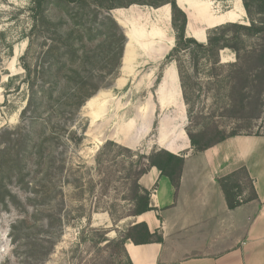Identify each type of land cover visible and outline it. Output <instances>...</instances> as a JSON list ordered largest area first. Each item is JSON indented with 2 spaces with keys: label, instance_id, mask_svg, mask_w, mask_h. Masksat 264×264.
<instances>
[{
  "label": "rangeland",
  "instance_id": "obj_1",
  "mask_svg": "<svg viewBox=\"0 0 264 264\" xmlns=\"http://www.w3.org/2000/svg\"><path fill=\"white\" fill-rule=\"evenodd\" d=\"M237 5L240 10L232 13ZM34 6L33 0H0V135L5 130L14 133L11 153L13 158L19 154L15 168H21L20 177L11 171V179L6 180L18 205H0V264H116L108 242L135 222L129 191L131 159L124 148H131L135 155L150 154L158 121L165 116H173L180 128L188 124V119H182L187 107L176 65L165 60L175 44L171 6H139L135 13H127L128 21L156 23L161 40L154 50L158 45L166 49L158 60L135 50L129 74L123 73L124 63L123 69L121 61L118 66L116 50L103 43L102 35L89 29L79 32L65 5L49 0L38 12ZM188 8L189 34L195 38L197 33H206L204 42L208 31L217 26L250 24L243 0H193ZM123 30L131 35L130 27ZM71 32L72 37L67 35ZM263 39L264 35L244 38L248 45ZM71 41L78 50L76 65L66 55ZM49 47L54 52L45 61ZM182 57L191 81L196 82L197 75L204 83L199 98H194L201 122L216 121L229 130L236 121L223 110L224 100L215 98L216 87L208 84V64L201 61L195 75L188 53ZM221 59L233 62L235 55L227 49ZM81 61L85 65L80 71L93 76L89 88H98L83 106H79L81 97L69 100L63 92V80L73 76L72 70ZM47 88L52 89V97L45 98ZM93 97L96 100L90 108L87 104ZM248 132L264 134V111ZM6 137L0 136V146ZM21 220L27 221L25 228L32 237L45 240V252L48 241H55L43 263L41 250L38 257H32L29 243L12 242L13 225Z\"/></svg>",
  "mask_w": 264,
  "mask_h": 264
},
{
  "label": "trees",
  "instance_id": "obj_2",
  "mask_svg": "<svg viewBox=\"0 0 264 264\" xmlns=\"http://www.w3.org/2000/svg\"><path fill=\"white\" fill-rule=\"evenodd\" d=\"M48 2L49 0H33L35 10L37 12L42 11L44 3L46 7ZM54 3L65 5L68 18L74 25L81 28L80 33H83L84 29H89L91 33L96 31L102 35L103 43H107L110 49L116 50L117 63L119 66L121 61V67L127 38L123 28L110 15V11L127 9L133 5L148 6L154 9L170 5L171 24L176 33L175 44L165 60L176 65L183 101L187 107L188 124L185 131L193 149L196 152H202L228 138L239 135L264 136V134L248 132V130L253 129V122L259 119L264 111V39L260 43L252 45L246 44L244 40L245 37L264 35V0H243V6L250 24L226 23L212 28L208 31L206 42H199L187 35L188 16L177 5V0H54ZM67 35L72 37L73 33ZM67 48L66 55H68L71 63L76 65L77 60L74 56L77 55L78 50L74 48L73 41ZM227 49L234 53L235 61L222 62L221 53ZM53 52V47H49L45 52V61L53 55ZM183 52L188 53L195 75L201 61L208 64V84L216 87L215 98L224 100L223 110L226 113H231L236 121L234 126H229V130L216 121L201 122V114L195 111L194 98H199L204 83L199 80L197 75L194 77L197 81H191V76L182 57ZM84 65V61H81L79 67L77 66L78 68L72 70L73 76L68 75L63 80L66 86L63 92H67V99L82 98L79 106H83L84 102L91 98L98 89L97 86L92 90L89 88L93 76L83 74L80 71L79 68ZM50 69H52V64H50ZM45 73H49L48 70H45ZM163 74L164 71L157 83H161ZM48 75L50 78L53 76L52 73ZM50 78H48L49 81ZM51 82L57 83L54 78ZM87 89L90 90L86 92ZM49 97H52L51 88L45 89V98ZM241 121H246L247 124L241 125ZM2 134L7 137L4 138L6 139L3 142L5 144L0 146V205L7 207L9 203H13L17 206L19 201L9 190L6 180L11 179V171L18 172L17 177H20L21 168H15L20 158H18L19 154L13 158L11 153L14 133L5 130L0 136ZM76 139L81 142L80 138ZM112 143L111 141L110 144ZM124 149L130 154L131 159L129 191L133 201L132 215L138 217L153 209L151 207V192L141 184L142 178L154 167L162 176L169 178L172 185L178 190L184 158L164 149L154 148L148 155H135L131 149ZM136 166H138L137 169ZM218 182L229 209H235L258 199L254 181L245 167L220 178ZM47 216L53 219L52 214ZM55 221L59 222L60 220L56 218ZM49 223L51 222L49 221ZM26 225V220H21L13 225L12 242L19 243L18 246L22 242L29 243V256L32 257H38L41 250L39 255H41L40 259L43 263L54 249L55 241L53 239L48 241L45 252V240L32 237L29 232L30 229L25 228ZM49 225L52 226L53 224ZM129 241L135 244L160 243L163 241V237L158 233H151L146 223L133 222L117 239L108 242V245L113 248V255L118 259L116 264H132L125 250V244Z\"/></svg>",
  "mask_w": 264,
  "mask_h": 264
},
{
  "label": "crops",
  "instance_id": "obj_3",
  "mask_svg": "<svg viewBox=\"0 0 264 264\" xmlns=\"http://www.w3.org/2000/svg\"><path fill=\"white\" fill-rule=\"evenodd\" d=\"M185 128L171 115L158 121L153 147L183 157L184 167L178 190L154 167L142 178L153 209L135 221L163 241L127 242L132 264H264V136H234L196 152ZM242 167L258 199L229 209L218 180Z\"/></svg>",
  "mask_w": 264,
  "mask_h": 264
},
{
  "label": "bare ground",
  "instance_id": "obj_4",
  "mask_svg": "<svg viewBox=\"0 0 264 264\" xmlns=\"http://www.w3.org/2000/svg\"><path fill=\"white\" fill-rule=\"evenodd\" d=\"M191 1L193 0H179L178 1L179 6L182 8V10L185 13L189 11L188 6L191 4ZM138 7H139L138 5H133L127 9H116L113 12L120 26H122L123 28L125 27L131 28V32H130L131 35H129L128 37L130 44L127 48V51L124 57V66H125V69H123L124 74L125 73L129 74L130 72L129 66H130L133 55H135L134 54L135 50L137 51L138 49L140 53L141 52L144 53L148 58H153L156 60L161 58L166 53V49L164 48V46L160 47L161 45H158V49L154 50V44L157 41L161 40L159 30H158L156 23L140 24L137 18L135 19L133 18V21H128L127 16H126L127 13H130V12L132 14L135 13ZM167 8H168L167 14H170V9L169 7ZM239 10H240V7L237 5V8H235V10L232 13L238 12ZM194 37L200 42H204L206 38L205 35L199 34V33L194 35ZM151 41H153V43ZM164 83H165V80L164 82H162L161 86L159 87V90H163ZM95 100H96V97H93L87 104L88 107L90 108L93 107ZM97 108H100V107H97Z\"/></svg>",
  "mask_w": 264,
  "mask_h": 264
},
{
  "label": "water",
  "instance_id": "obj_5",
  "mask_svg": "<svg viewBox=\"0 0 264 264\" xmlns=\"http://www.w3.org/2000/svg\"><path fill=\"white\" fill-rule=\"evenodd\" d=\"M177 5H178V3H177ZM178 6H179V5H178ZM113 11H115V10L110 11V15L116 20ZM116 21H117V20H116ZM117 22H118V21H117ZM118 23H119V22H118ZM119 25H120V24H119ZM121 27H122V26H121ZM122 28H123V27H122ZM124 33H125V36H126V38H127V43H126V45H125V49H124V53H123V58H122V63H124V57H125V54H126L127 48H128V46H129V44H130L129 38H128V36H127L125 30H124ZM122 69H123V67H122Z\"/></svg>",
  "mask_w": 264,
  "mask_h": 264
}]
</instances>
